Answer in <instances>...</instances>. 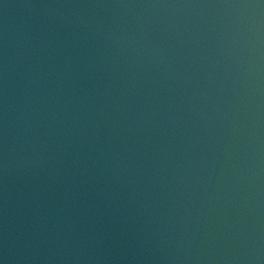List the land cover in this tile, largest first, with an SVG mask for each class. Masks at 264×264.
Returning <instances> with one entry per match:
<instances>
[{
	"label": "water",
	"instance_id": "1",
	"mask_svg": "<svg viewBox=\"0 0 264 264\" xmlns=\"http://www.w3.org/2000/svg\"><path fill=\"white\" fill-rule=\"evenodd\" d=\"M0 264H264V0H0Z\"/></svg>",
	"mask_w": 264,
	"mask_h": 264
}]
</instances>
